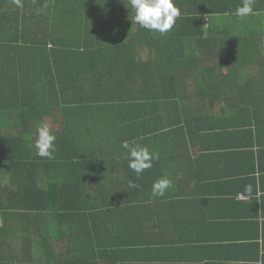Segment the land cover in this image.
Returning <instances> with one entry per match:
<instances>
[{"label":"trees","instance_id":"trees-1","mask_svg":"<svg viewBox=\"0 0 264 264\" xmlns=\"http://www.w3.org/2000/svg\"><path fill=\"white\" fill-rule=\"evenodd\" d=\"M21 3L0 0V133L18 129L0 137V166L16 185L0 199V213L25 215L46 237L39 243L35 235L31 248L16 235L1 242L0 264L136 262L137 211L152 201L149 188L174 176L168 190H189L168 172L172 155L182 153L181 139L230 108L248 112L255 99L245 91L264 89V74L256 83L246 78L264 69V60L250 59L264 53V0L244 18L235 15L242 0H175L181 16L165 34L140 27L130 0ZM29 50L37 53L27 58ZM87 86L94 95L80 96ZM59 90L80 97L69 104ZM66 105L72 107L63 123L55 112ZM99 106L104 119L91 125L84 110ZM38 121L51 124L57 137L54 159L31 154ZM133 140L158 154L139 179L121 147ZM12 169L25 170L22 183ZM4 202L15 204L8 210Z\"/></svg>","mask_w":264,"mask_h":264},{"label":"crops","instance_id":"crops-1","mask_svg":"<svg viewBox=\"0 0 264 264\" xmlns=\"http://www.w3.org/2000/svg\"><path fill=\"white\" fill-rule=\"evenodd\" d=\"M35 53L29 50L26 56ZM11 54L16 61L25 59ZM263 57L264 53L259 50V56L250 59L255 64L264 60ZM64 65L66 67L67 62ZM263 72L264 69L257 73L247 72L246 78L249 83H256ZM93 89L94 86H87L80 96H88L90 91L94 95ZM245 92L255 99L248 103V112L230 108L229 115L218 113L181 139L182 153L172 155L174 161L168 172L176 173L177 181L182 178L181 183L188 184L189 190L179 194L167 190L162 197H152V188H149L152 201L138 207L135 224L140 247L136 248L138 261L129 258L125 264H264V89L253 88ZM57 94L69 104H74V99L80 97L76 93L68 95L63 90ZM71 107L60 106L55 115L64 123L63 112ZM99 107L98 111L84 110L91 114L88 117L84 114V119L91 125H97L94 120L104 119L100 114L104 109ZM38 123L36 125H40ZM82 125L79 123L75 129ZM17 132L18 129L3 128L0 137L16 136ZM25 140L27 146L28 137ZM23 153L26 158L30 154L29 150ZM31 154L37 156L35 147L31 148ZM11 172L17 182L22 183L27 177L25 170L12 169ZM34 172L37 174L35 168L32 178ZM249 185L250 193L246 190ZM12 189H16V185L11 182L6 168L0 166V197H3L0 199H8L6 195ZM4 203L8 210L15 204ZM132 209L129 205L128 210ZM141 222L145 225L143 228H139ZM15 235L31 248L34 236L40 243L46 232L42 225L25 215H5L3 218L0 213V243L13 241ZM149 241L153 243L147 250ZM114 256L119 260L117 255Z\"/></svg>","mask_w":264,"mask_h":264},{"label":"clouds","instance_id":"clouds-1","mask_svg":"<svg viewBox=\"0 0 264 264\" xmlns=\"http://www.w3.org/2000/svg\"><path fill=\"white\" fill-rule=\"evenodd\" d=\"M14 3L18 7L22 6L21 0H14ZM254 3L255 0H242V6H237L235 15L240 18L254 15ZM130 5L135 12L134 20L140 27L160 34L171 31L176 20L181 16V9L176 5L175 0H130ZM37 134L38 138L34 142L36 155L54 159L56 135L43 122L38 126ZM121 147L126 150L128 167L136 173L137 179L153 166L154 160L158 159V154L151 152L147 146H141L135 140L124 141ZM172 184L173 181L167 176L156 180L152 185V197H162ZM128 186L139 187L132 181H129ZM246 190L250 193L251 186H246Z\"/></svg>","mask_w":264,"mask_h":264}]
</instances>
